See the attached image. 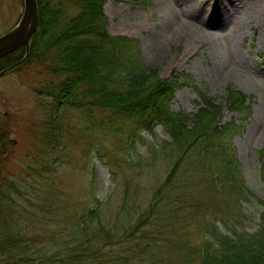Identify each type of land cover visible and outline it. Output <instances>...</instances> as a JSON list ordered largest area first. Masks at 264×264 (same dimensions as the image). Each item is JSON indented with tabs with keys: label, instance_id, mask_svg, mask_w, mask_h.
Listing matches in <instances>:
<instances>
[{
	"label": "rangeland",
	"instance_id": "obj_1",
	"mask_svg": "<svg viewBox=\"0 0 264 264\" xmlns=\"http://www.w3.org/2000/svg\"><path fill=\"white\" fill-rule=\"evenodd\" d=\"M64 1L70 15L78 13L77 6ZM190 2L187 7V0H106L107 29L112 35L137 38L141 62L159 70L161 78L180 76L181 86L170 106L188 115V125L204 107V97L223 106L221 123L235 120L240 124L243 113L228 107L226 99L230 90L247 96L251 115L244 130L232 138L246 197L233 194L239 199L238 205L233 200V204L220 207L216 225L221 233L232 237L253 234L264 214L260 155L264 148V0ZM23 10V0H0V35L15 25ZM194 27L205 30L206 36L196 34ZM42 68L29 66L22 73L8 72L0 78V130L9 131V141L2 146L6 154L3 169L9 179L26 185L22 195H13L16 200H11L12 207L2 202L1 215L29 231L35 223L33 211L47 220L60 217L63 211L85 212L95 206L89 195L92 184L108 229L120 227L117 222L131 227L137 218L147 224L156 221L158 214H150V206L171 170L169 163L155 155L161 152L163 142L171 140L164 126L157 125L152 132L143 130L133 142L125 130L106 127L107 116L100 117L102 129H93L87 116L65 107L58 116L61 129L54 131L56 135L49 143L47 136L53 124L47 107L41 104L45 96L36 92L50 79ZM183 73L187 77L180 75ZM48 161L51 165L47 164L40 177V162ZM152 161L154 166L160 163L157 169L150 165ZM216 184L221 186L220 181ZM159 194L154 207L158 211L166 199L182 193ZM189 196L195 198L193 192ZM124 200L129 205L135 202L138 210L126 211ZM187 224L189 230L198 228L197 221L188 220ZM34 225L36 232L28 236L46 248L52 233L41 232L39 220ZM54 226L60 227L57 223Z\"/></svg>",
	"mask_w": 264,
	"mask_h": 264
},
{
	"label": "trees",
	"instance_id": "obj_2",
	"mask_svg": "<svg viewBox=\"0 0 264 264\" xmlns=\"http://www.w3.org/2000/svg\"><path fill=\"white\" fill-rule=\"evenodd\" d=\"M69 1L78 7L77 14H69L64 0H38L40 21L29 57L14 70L44 67L42 71L50 79L36 91L45 96L41 104L48 109L50 124H58L65 107L87 116L93 129H102L100 117L107 116L105 126L113 131L125 130L132 141L143 129L163 124L172 140L163 142L161 152L155 155L169 163L171 170L166 185L155 191L158 198L152 201L150 214H158V219L149 224L137 218L131 227L117 222L120 227L108 229L98 205L85 212L63 211L50 220L33 211L35 217L31 214V219L41 221V232L52 233L44 248L28 236L36 232L35 223L25 231L0 213V264H264V215L254 234L239 233L233 238L218 230L216 209L220 208L214 201H204L207 193L227 203H231L232 193L245 194L232 145L233 136L244 130V123H221L223 106L204 97V107L188 125V115L170 107L181 86L180 76L161 78L159 70L141 62L136 38L108 32L105 0ZM24 52L0 58V71L22 59ZM180 75L187 77L186 73ZM226 105L241 111L242 120L251 115L246 95L239 90H230ZM3 134L0 210L4 201L12 207L11 200H16L13 195H22L26 186L4 173L6 154L2 145L7 132ZM261 155L264 158V148ZM39 169L43 177L45 168ZM213 174L221 181L222 190ZM193 190L198 196L195 201L186 197ZM172 191L185 195L166 199L159 211L155 209L159 193ZM123 208L138 210L135 202L129 205L127 200ZM188 220L197 221V230H189Z\"/></svg>",
	"mask_w": 264,
	"mask_h": 264
},
{
	"label": "water",
	"instance_id": "obj_3",
	"mask_svg": "<svg viewBox=\"0 0 264 264\" xmlns=\"http://www.w3.org/2000/svg\"><path fill=\"white\" fill-rule=\"evenodd\" d=\"M24 12L19 23L10 31L0 36V58L6 56L22 46L29 49L30 40L39 24V8L37 0H24ZM8 69L0 72V77Z\"/></svg>",
	"mask_w": 264,
	"mask_h": 264
},
{
	"label": "bare ground",
	"instance_id": "obj_4",
	"mask_svg": "<svg viewBox=\"0 0 264 264\" xmlns=\"http://www.w3.org/2000/svg\"><path fill=\"white\" fill-rule=\"evenodd\" d=\"M187 1H188V3H187L185 6H187V7L191 6V2H190V0H187ZM185 26H186V27H189V25H188L187 23H185ZM204 31H205V30L200 31V28H199V27H194V32H195L196 34H198L199 36L203 37V38L206 36V35L204 34Z\"/></svg>",
	"mask_w": 264,
	"mask_h": 264
}]
</instances>
